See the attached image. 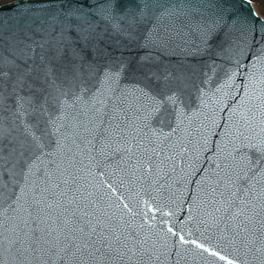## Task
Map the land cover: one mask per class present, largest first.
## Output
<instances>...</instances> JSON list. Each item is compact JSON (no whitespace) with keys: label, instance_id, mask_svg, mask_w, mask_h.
<instances>
[{"label":"water","instance_id":"obj_1","mask_svg":"<svg viewBox=\"0 0 264 264\" xmlns=\"http://www.w3.org/2000/svg\"><path fill=\"white\" fill-rule=\"evenodd\" d=\"M0 264H264L248 0L0 6Z\"/></svg>","mask_w":264,"mask_h":264},{"label":"rangeland","instance_id":"obj_2","mask_svg":"<svg viewBox=\"0 0 264 264\" xmlns=\"http://www.w3.org/2000/svg\"><path fill=\"white\" fill-rule=\"evenodd\" d=\"M15 0H0V6ZM255 13L264 19V0H249Z\"/></svg>","mask_w":264,"mask_h":264}]
</instances>
